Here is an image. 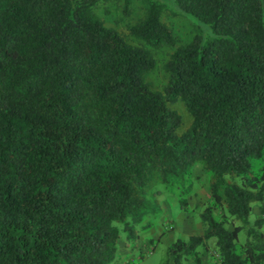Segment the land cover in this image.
Listing matches in <instances>:
<instances>
[{"label": "trees", "instance_id": "trees-1", "mask_svg": "<svg viewBox=\"0 0 264 264\" xmlns=\"http://www.w3.org/2000/svg\"><path fill=\"white\" fill-rule=\"evenodd\" d=\"M195 165L161 264L264 262V0H0V264H109Z\"/></svg>", "mask_w": 264, "mask_h": 264}, {"label": "rangeland", "instance_id": "rangeland-1", "mask_svg": "<svg viewBox=\"0 0 264 264\" xmlns=\"http://www.w3.org/2000/svg\"><path fill=\"white\" fill-rule=\"evenodd\" d=\"M167 23L170 25L173 34L178 38L190 37L192 26L185 18L168 15ZM256 166H262V164L257 163ZM185 179L186 191L183 194V198L186 200L188 207L193 210L183 212L178 208L177 192H180V190L157 185L154 189L150 190V192L159 190L154 195L158 212L152 228L144 232L131 234V236L129 235L130 237H128L126 232L121 231L120 240L117 243V252L118 254L126 252L124 260H127V263L123 262L122 256L120 259L115 258L109 264H161L164 259L165 250L170 242L176 238L185 240L190 235H201L204 226L200 223L198 214L202 205L207 200L208 177L200 166L195 165L188 171ZM254 218V216H251V219ZM142 222H144V219ZM139 225L141 223H137L132 230L134 232L137 231ZM151 231L152 233H149ZM204 251L214 261L215 259L217 261L216 253L212 247L209 248L207 245V249Z\"/></svg>", "mask_w": 264, "mask_h": 264}, {"label": "crops", "instance_id": "crops-1", "mask_svg": "<svg viewBox=\"0 0 264 264\" xmlns=\"http://www.w3.org/2000/svg\"><path fill=\"white\" fill-rule=\"evenodd\" d=\"M259 205H261V206H263L264 207V200L260 203V204H258V205H254V206H252V211H251V216H254L255 218H257V217H259V212H258V206ZM255 210H256V212H255ZM250 216V217H251ZM252 220V219H251ZM152 228V227H151ZM149 233H152V231L151 232H149ZM146 235H148V234H146ZM153 237V236H152ZM209 243H212V242H207V245H208V247L210 248V247H212V244H209ZM200 253L198 254V258H199V260H198V264H218L217 263V261H216V259H215V261L212 259V257L211 256H209V254L207 253V252H205V251H199ZM126 254V252H124L123 254H118V252L116 253V256L117 257H115L116 259H120L122 256H123V262H126L127 260H124L125 259V257H124V255ZM127 263V262H126ZM187 264H192V260H189L188 262H187Z\"/></svg>", "mask_w": 264, "mask_h": 264}, {"label": "built area", "instance_id": "built-area-1", "mask_svg": "<svg viewBox=\"0 0 264 264\" xmlns=\"http://www.w3.org/2000/svg\"><path fill=\"white\" fill-rule=\"evenodd\" d=\"M247 264H264V262H262V263H247Z\"/></svg>", "mask_w": 264, "mask_h": 264}]
</instances>
